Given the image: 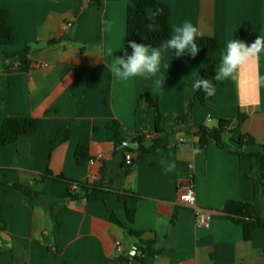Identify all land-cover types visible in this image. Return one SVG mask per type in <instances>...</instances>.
Wrapping results in <instances>:
<instances>
[{
  "label": "crops",
  "instance_id": "obj_1",
  "mask_svg": "<svg viewBox=\"0 0 264 264\" xmlns=\"http://www.w3.org/2000/svg\"><path fill=\"white\" fill-rule=\"evenodd\" d=\"M157 1L169 6L173 29L190 21L199 30L197 39L215 38L220 49L207 59L200 50L178 59L173 50L163 49L155 76L114 78V58L128 53L132 0H0L16 36L13 45H0V132L7 118L39 121L35 135L0 149V264H124L118 241L126 252L142 241L156 242L160 254L135 264H264V229L245 241L242 227L222 212L229 201H255L253 160L216 145L198 148L194 127L231 120L235 130L225 141L233 150L264 152V52L235 78L217 82L205 105L196 101L188 124L175 122L195 99L193 82L207 67L218 70L237 30L264 37V0ZM68 23L72 26L65 29ZM26 48L27 56L7 58ZM157 79L164 82L159 91ZM240 116L246 119L239 125ZM113 122L131 142V167L109 128ZM137 136L146 137L145 150L132 142ZM242 137L253 144L241 147ZM80 146L89 153L83 166L76 163ZM257 168L264 172L263 158ZM48 172L106 193L102 200L71 201L67 183L42 180ZM188 181L197 206L210 213L209 228L179 205ZM15 183L40 197L12 189ZM258 202L264 220L263 186ZM51 207L60 226L51 218ZM127 209L135 211L132 224ZM113 213L142 236H130L112 220Z\"/></svg>",
  "mask_w": 264,
  "mask_h": 264
},
{
  "label": "trees",
  "instance_id": "obj_2",
  "mask_svg": "<svg viewBox=\"0 0 264 264\" xmlns=\"http://www.w3.org/2000/svg\"><path fill=\"white\" fill-rule=\"evenodd\" d=\"M162 10V11H160ZM149 23H155L159 25L158 31H149L147 25ZM173 33V27L171 25V10L165 3L159 2L157 0H132L131 5L128 7L127 12V35L126 43L128 48V54L130 55L132 49L129 47L130 41H135L137 43H143L152 48H161L163 41L170 38ZM262 36L259 32L249 31L244 29H239L236 31L234 40H242L248 44L254 42L258 37ZM15 31L10 23L9 12L6 9L0 11V45L11 46L15 43ZM57 41H53L50 44H55ZM198 49L201 51L203 58L207 59L213 54H215L221 47L219 40L215 38L203 37L196 40ZM163 50V49H161ZM173 50V49H171ZM175 52V50H173ZM29 53V48L23 53L12 55L7 54V58H17L27 56ZM176 55V54H175ZM188 55L186 51L184 54L177 56L178 59H185ZM217 70L216 66H211L203 69L200 72L201 78H206L211 80L215 75ZM215 85V90L217 88V81H213ZM205 93L203 91H198L195 95L194 101L190 104L188 112L178 116L175 122L178 125L188 124L191 117V110L195 102H200L202 105L206 103ZM156 113V127L157 132H160L161 126V112L159 106L155 107ZM245 116L239 117V125L244 122ZM39 127V121L34 118H7L4 120L2 129L0 132V149L7 148L18 142L21 137L33 136L37 133ZM195 136L199 137V141L195 145L200 149H207L211 145H216L221 149L239 155L240 157H249L253 160V167L255 169L256 180H255V201H229L223 208L222 212L228 217L230 221L234 224L241 226L243 229V236L245 241H250L253 237V233L257 228L264 229V220L261 218L259 210V194L261 186L264 187V172H261L257 168L258 159H264V152L260 155L244 154L240 150H233L229 144L225 141V138L230 135L234 130V122L231 120L220 119L217 122L216 127H208L206 124H195ZM117 135L118 140L121 144L127 140L124 138L125 131L121 124L118 122H113L109 125ZM126 136V135H125ZM129 140V139H128ZM145 140L146 137L137 136L132 139L133 143L139 146V150H145ZM253 141L251 138L242 137L239 140V145L244 147L246 145H252ZM89 160L88 149L85 146H80L76 152V163L79 166L85 165ZM43 181L52 180L58 182H65L69 187L68 199L71 201L86 198L89 200H102L106 192L102 190L86 185L78 184L69 180L65 176H54L52 173H47L42 177ZM76 187L74 190L73 188ZM12 189L23 192L26 196L33 199H38L40 193L28 188L21 183H15L11 186ZM132 197L140 198L139 195L132 194ZM51 218L55 224L60 226V222L57 217V210L51 207ZM128 221L132 224L135 218V211L127 209ZM112 220L122 226L130 236L140 238L142 233L135 232L131 229L126 228L118 220L117 216L113 213ZM141 254L135 259L133 263L129 262L127 257L121 258L124 264H135L137 262L143 263L146 257L155 256L160 254L156 250L155 241H142L140 246Z\"/></svg>",
  "mask_w": 264,
  "mask_h": 264
},
{
  "label": "clouds",
  "instance_id": "obj_3",
  "mask_svg": "<svg viewBox=\"0 0 264 264\" xmlns=\"http://www.w3.org/2000/svg\"><path fill=\"white\" fill-rule=\"evenodd\" d=\"M147 28L149 31H158L159 25L149 23ZM199 35L198 28L190 21H186L182 26L174 27L172 35L162 42L161 48H152L143 43L130 41L131 54L125 52L124 56L114 58L110 66L113 77L127 80L134 77L147 79L155 76L160 69L161 49H173L177 56L187 51L195 57L199 52L196 43ZM261 52H264V37L262 36H258L251 44L238 39L229 41L213 78L209 80L200 77L193 82V88L197 91H203L205 97L214 95L215 85L213 81L219 82L228 78H235L241 69L255 62ZM154 83L155 90L159 91L164 82L157 79Z\"/></svg>",
  "mask_w": 264,
  "mask_h": 264
},
{
  "label": "built area",
  "instance_id": "obj_4",
  "mask_svg": "<svg viewBox=\"0 0 264 264\" xmlns=\"http://www.w3.org/2000/svg\"><path fill=\"white\" fill-rule=\"evenodd\" d=\"M72 26L71 23H68L65 29H68ZM122 147L125 149V163L128 167H131L134 164L135 154L131 150V142L126 140L122 143ZM102 156L100 157V159ZM74 190L76 187L73 188ZM179 205L183 208H187L195 212L197 216V222L199 226L209 228L210 227V213L206 210L200 209L197 206L196 195L192 181H188L183 188L182 193L179 198ZM116 250L119 255H125L129 262L133 263L135 259L141 254L139 247L135 246L130 251L126 252L121 242H116Z\"/></svg>",
  "mask_w": 264,
  "mask_h": 264
},
{
  "label": "water",
  "instance_id": "obj_5",
  "mask_svg": "<svg viewBox=\"0 0 264 264\" xmlns=\"http://www.w3.org/2000/svg\"><path fill=\"white\" fill-rule=\"evenodd\" d=\"M196 140L198 141V140H199V138H196Z\"/></svg>",
  "mask_w": 264,
  "mask_h": 264
}]
</instances>
